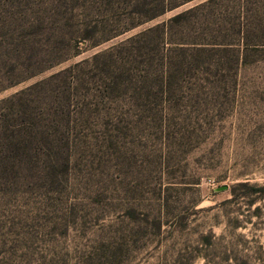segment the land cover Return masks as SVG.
I'll return each mask as SVG.
<instances>
[{"label": "rangeland", "instance_id": "374dc122", "mask_svg": "<svg viewBox=\"0 0 264 264\" xmlns=\"http://www.w3.org/2000/svg\"><path fill=\"white\" fill-rule=\"evenodd\" d=\"M211 1L0 0V264H264V0Z\"/></svg>", "mask_w": 264, "mask_h": 264}, {"label": "trees", "instance_id": "16d2710c", "mask_svg": "<svg viewBox=\"0 0 264 264\" xmlns=\"http://www.w3.org/2000/svg\"><path fill=\"white\" fill-rule=\"evenodd\" d=\"M212 1H214V0H212ZM0 26H2V27H4V26L11 27V26H14V25H7V24H3L2 23V25H0ZM5 34H6L5 35V40L8 41V39L11 38L8 35L9 32H6ZM0 38H2V37H0ZM33 90H34V87H29V88H27L25 90H22V91L16 93L15 95H13L12 97L3 100L1 102L2 104H0V105H5L6 104L7 106L4 107V108H6V110H9V111L17 110V113H18V109H20V108L24 109L26 107V106H24V103H26V100L28 99V97L32 95ZM8 114H10V112L7 111L3 116H0V123L2 124V127H5V130H7V131L9 129V122L7 120H5L6 119L5 117H7ZM4 121H5L6 125L3 124Z\"/></svg>", "mask_w": 264, "mask_h": 264}]
</instances>
